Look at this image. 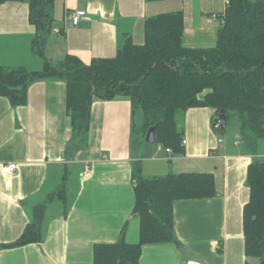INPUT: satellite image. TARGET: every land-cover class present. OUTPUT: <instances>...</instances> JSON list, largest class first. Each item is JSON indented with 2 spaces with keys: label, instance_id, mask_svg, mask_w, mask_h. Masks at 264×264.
<instances>
[{
  "label": "crops",
  "instance_id": "crops-1",
  "mask_svg": "<svg viewBox=\"0 0 264 264\" xmlns=\"http://www.w3.org/2000/svg\"><path fill=\"white\" fill-rule=\"evenodd\" d=\"M57 9L62 19L51 29L47 60L58 66L72 55L90 66L97 59L116 57L128 38L142 45L146 20L168 13L184 14L185 47L213 48L226 0H55L54 14ZM75 10L86 11V19L77 27L65 28L66 13ZM34 37L28 4H0V66L42 71L45 61L32 52ZM214 116L210 108L186 112L184 153L168 155L157 145L134 139L130 101L96 99L81 148L72 136L65 78L34 82L22 106H13L0 95V264H94L98 244H138L140 219L134 214L132 179L136 164L147 178L211 175L216 188L213 197L177 201L174 240L144 245L140 264H246L247 171L251 163L264 162V139L256 154H248L240 139L230 135L223 140L214 132ZM88 162L92 175L84 176ZM9 164H17L14 174L4 172ZM64 185L68 207L50 203V196ZM41 204L48 205L44 239L2 247L22 236L33 209Z\"/></svg>",
  "mask_w": 264,
  "mask_h": 264
},
{
  "label": "trees",
  "instance_id": "trees-1",
  "mask_svg": "<svg viewBox=\"0 0 264 264\" xmlns=\"http://www.w3.org/2000/svg\"><path fill=\"white\" fill-rule=\"evenodd\" d=\"M7 2L28 4L30 22L35 29L32 52L45 61L44 69L35 72L24 67L0 66V95L13 106L26 104L28 88L34 82L65 78L72 136L79 140L80 146L90 130L95 100L123 98L131 103L134 124L140 113L143 131L147 134L155 128L156 145L172 149L175 154L184 153L183 125L179 127L178 117L182 115L184 122V115L193 108L214 110V121H218L221 111L225 112L227 122L237 118L244 152L257 153L258 143L264 139V0H229L220 16L221 29L213 48L185 47L184 14L168 13L146 20L142 45L128 38L116 57L97 59L90 66L72 55L58 66L47 60L45 48L55 21V0H0V4ZM223 131L225 128L221 126ZM132 179L140 242L98 244L94 248V264H140L144 245L174 240L177 201L216 195L214 178L206 174L147 178L136 164ZM247 181L250 199L243 221L246 264H264L263 161L250 164ZM54 201L68 207L67 186L50 196L49 202ZM47 210L46 204L36 206L22 236L2 247L41 242Z\"/></svg>",
  "mask_w": 264,
  "mask_h": 264
},
{
  "label": "rangeland",
  "instance_id": "rangeland-1",
  "mask_svg": "<svg viewBox=\"0 0 264 264\" xmlns=\"http://www.w3.org/2000/svg\"><path fill=\"white\" fill-rule=\"evenodd\" d=\"M55 10V9H54ZM60 13L59 9L56 10V13L54 14V17H55V21L53 23V26H52V30H54L58 25H60L61 23V20L62 19V16L58 15ZM56 15V16H55ZM51 38H53V36L51 35ZM183 116L180 115L178 117V124H179V127L182 128V125H183ZM228 124V126H227ZM135 130L133 132V137L134 139H138L140 141V143L143 145H146L144 142H146V133L143 131V127H142V117H141V114H137L136 117H135ZM226 132L225 134H223L222 132L219 134L221 135V138L223 140H225V138L227 139L230 135L233 136V140L234 139H237V140H241V131H240V122L237 118H230L228 120V122H226ZM85 142V141H84ZM83 142V144H84ZM82 144V145H83ZM81 145V148H83V146ZM152 147H156V143L154 145H151ZM69 188H70V194H72L73 192V188L69 185Z\"/></svg>",
  "mask_w": 264,
  "mask_h": 264
},
{
  "label": "built area",
  "instance_id": "built-area-1",
  "mask_svg": "<svg viewBox=\"0 0 264 264\" xmlns=\"http://www.w3.org/2000/svg\"><path fill=\"white\" fill-rule=\"evenodd\" d=\"M229 3V0H226V6ZM87 17V13L84 10H75V11H68L65 15V28H68V26L77 27L81 24L82 21H84ZM64 28V29H65ZM61 30H57L56 34H60ZM221 126L222 124L220 121H214L213 122V130L215 133L220 134L221 133ZM219 142H222V140H219ZM183 146L186 145V141H183ZM157 148L160 152L165 151L168 155H171L173 153L172 149L164 148L162 145H157ZM17 164H9L4 166V172L6 174H14L17 171ZM84 176H90L92 175V164L87 163L85 165Z\"/></svg>",
  "mask_w": 264,
  "mask_h": 264
},
{
  "label": "water",
  "instance_id": "water-1",
  "mask_svg": "<svg viewBox=\"0 0 264 264\" xmlns=\"http://www.w3.org/2000/svg\"><path fill=\"white\" fill-rule=\"evenodd\" d=\"M218 119L222 126L226 128V117H225V112L221 111L218 115ZM146 143L149 145H154L156 143V135H155V128H151L148 130L147 135H146Z\"/></svg>",
  "mask_w": 264,
  "mask_h": 264
}]
</instances>
